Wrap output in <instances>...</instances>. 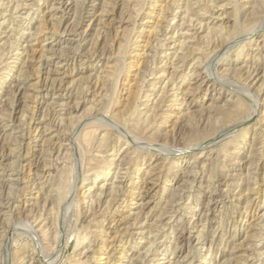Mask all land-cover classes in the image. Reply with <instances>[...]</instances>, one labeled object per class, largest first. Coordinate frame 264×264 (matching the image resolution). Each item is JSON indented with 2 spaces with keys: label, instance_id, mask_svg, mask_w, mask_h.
<instances>
[{
  "label": "rangeland",
  "instance_id": "1",
  "mask_svg": "<svg viewBox=\"0 0 264 264\" xmlns=\"http://www.w3.org/2000/svg\"><path fill=\"white\" fill-rule=\"evenodd\" d=\"M60 1H63L64 4L61 9L57 10L54 7L59 6ZM172 1L40 0L39 3L37 0H0V22L3 20L1 18L3 14L7 19L0 24V264H16L18 258L28 252L30 253L23 260L24 264H131L132 262V264H159L161 262L169 264L168 261L179 264H264V112H262L264 111V86L259 89L264 71L259 70L257 80L248 75L246 67L235 71L236 66L243 65L245 62L249 65L250 62L252 65L254 63L264 65V49L261 50V53L254 51L256 43L261 42L262 44L264 40V23L245 37L248 38L247 41H244L245 38L233 41L236 33L242 32V30L244 33H249L251 27L258 25L264 16V11L256 6L258 0H236L237 2L235 0H191L190 3H194L189 6L188 10L183 2L181 10L171 6L170 9L175 8V12H171L167 6L169 7ZM17 3L21 4L16 9ZM68 5H70V9L67 8L66 11H63V8ZM258 5L263 4L259 3ZM250 6H255L254 9L256 7L258 9L253 11V7ZM186 11H189V14L185 13ZM83 13L85 18L82 17ZM185 14L193 16L194 19H204L205 21L214 19L216 22H212L210 25L214 26L211 33L198 30L200 34L199 39L194 43L196 47L193 45L192 50L188 51L191 54H187L186 59L184 58L185 61L192 64L194 55H197L198 58L200 56L199 61L204 56L200 63L196 61V64L193 63L195 66H190L186 72L188 74L184 90L186 91L189 87L193 88L187 97L191 102L190 108L184 107L182 99L177 100L176 104L166 101V97L161 95V88H159L171 76V62L176 54L173 52L181 51L180 47L184 36L181 32H177L176 29L180 31V27L176 28V24L180 23L181 17ZM175 15H177L176 18H174ZM218 15L219 20L217 19ZM168 21L171 25L167 32L171 31V33L163 36L165 28L169 25ZM235 24H241V26L238 27ZM216 26L218 27L216 28ZM187 28L189 29L186 27L183 31H186ZM192 30L191 28L188 33L191 34ZM30 32L33 35L36 34L32 40L28 36ZM162 32L164 33L162 34ZM124 34L126 37L123 36ZM158 35L163 40H165L164 37L169 36V40H165L168 48L166 46L163 49H155ZM204 35H208V37ZM252 35L253 37H251ZM137 36H139L138 42L135 45L133 42ZM249 41L251 43L248 45ZM225 42L229 44L224 47L222 45ZM124 44L127 46H122ZM154 45L156 46L154 47ZM198 46L201 49L197 50ZM195 49L200 50V53L194 52ZM76 50L79 53L77 52L74 57ZM131 50H134L133 54ZM167 54H169L168 59L166 58ZM238 54L239 59H237ZM190 55L191 57H189ZM161 59L169 60L167 71L161 70V67L165 65H163L165 61L159 63ZM122 66L124 68H121ZM128 67L129 71L126 69ZM110 72L113 73L110 74ZM193 72L203 78L211 76L210 82L198 85L200 81L196 82V79L192 78ZM162 74H165L164 77L162 76V82L157 83L156 78ZM179 75H181L180 72ZM98 79L102 81L106 79L109 86L106 84L107 87L101 88V84L97 85ZM248 83L249 86H247ZM153 84L157 87L156 89ZM113 86L118 88H116V98L113 100L117 103V106L113 108L117 114L126 113L129 108L132 109L137 104L139 105H136L139 107L138 111L141 112H139L140 119L143 120L146 118L144 112L149 107L152 108L155 100L157 103L161 101L158 103L161 105L153 112L157 113L156 116L151 118L153 134L152 138H149L151 142L172 145L171 150L184 148L207 138L211 139L214 137L213 134L215 135L219 130L225 128L224 126L228 124L226 125L223 121L222 115L218 111V105L222 104L226 110H233L232 105L236 103L239 107L238 103H240V107L244 108L241 110L239 107L242 111L241 115L228 125L229 136L209 144L207 148L212 151L210 157L203 161L205 164L200 162L199 166L192 169L190 166L193 164L194 157L191 155L172 154L170 159L173 163H165L162 153L155 155L140 149L135 154L133 147L127 148L129 144L126 140L118 142L116 135L110 130H106L103 125L101 126L100 122L92 123L94 115L106 113V110L109 109L108 105H110L109 102H111L115 91ZM195 86L197 87L194 89ZM236 86L239 87V90ZM151 90L154 93H150ZM243 90L246 91L245 95H247V91H255L256 95L258 94L260 97L259 104H251L242 99L245 96ZM130 91L132 92L130 93ZM146 93L151 98L147 99ZM160 95L162 96L161 100L158 97ZM181 96L179 97L181 98ZM77 97H79L80 106L75 110ZM240 99L241 102H239ZM125 100L127 101L125 102ZM146 101L148 108L145 105ZM61 103L66 104L62 105ZM247 104L251 106L248 107ZM237 105H235L236 108ZM106 106L108 109H105ZM124 108H127L126 111ZM162 111L164 112L162 113ZM251 112L253 115L249 114ZM88 115L92 117L89 118ZM259 115L261 121L256 120ZM78 116L80 118H77ZM81 116L82 120H80ZM64 117V121L68 123H71L72 119L74 121L78 119L80 123L83 122L81 126L84 129L79 127L74 134L79 143L76 142L73 148L69 144L70 141L66 139L65 132L69 134L71 128L73 129L79 122L76 121L70 125L71 127L64 129V126L62 128L60 125V120ZM248 118L249 123H246ZM243 119H246V122L240 124L244 121ZM87 121L92 124L86 126L88 125ZM84 123H87L86 130ZM244 126L249 128L242 131ZM92 128L96 131L94 143L97 142L99 133L105 135L103 141L89 147L83 141L82 133ZM60 144L62 145V152L60 151L62 154L58 152ZM202 146L192 150L200 149ZM67 148L70 149L67 150ZM124 150L127 152H123ZM94 151L95 153H93ZM68 152L71 153L72 158ZM92 153L101 160L109 159L114 163L122 154L121 157H124L123 166H131L129 180L130 177L132 179L128 180L124 187L129 192L126 196L128 202L127 204L123 202L119 207L116 222L124 217L125 222L121 226L138 228L139 224L146 221L144 229L152 232V239H157V242L163 241L155 256L138 259V252L134 250L135 245L140 241L138 236L127 233L122 241L117 239L119 233L115 232V228L119 226L120 220L117 224L107 220L102 226L101 222L97 223V219L102 218L98 212L99 214L95 216L97 219L94 221V212L105 207V201L109 199V197H103V200L99 201L100 203L91 206V201L97 198V194H95L99 191L97 187L106 178L108 179L106 181L112 183L118 167L112 165L110 174L106 177L101 174L98 179L92 170V172H87L88 175L83 174L87 169L85 166L87 162L83 165L84 161H88ZM117 153H119L118 157H116ZM101 156L105 158H101ZM125 156L127 157L125 158ZM135 157L137 158L134 159ZM151 168L154 170L153 172ZM147 171L154 174L160 172L165 175L157 187L149 191L150 193L145 199L149 202L144 209H140L133 203L135 200L131 202L129 199L133 198L137 190L145 185L142 180L147 176ZM58 174L63 176V179L67 178L70 185L76 181L72 192L76 195L73 194L74 198L67 196L62 202L59 218L57 214L59 219H57V229L60 233L59 239H61L62 246L57 251L48 246L43 250V254L37 255L39 258L31 260L29 255L33 251L31 252L29 247L33 244L32 236L34 235L29 232V229H36L38 224L36 223L38 221H35L36 217L41 216L42 219L46 216L48 219L45 221L51 225L50 213L51 211L53 213V210L57 212V208L52 210L50 198L45 197H48L46 192L51 189L50 182ZM94 184L96 186L93 187ZM70 185L69 187H71ZM89 186L92 189H88ZM248 190L251 191L248 192ZM212 192H216L214 197L211 195ZM71 200L73 205H71ZM89 208L91 209L89 210ZM176 209L177 212H175ZM39 210L40 212H38ZM172 214H175L176 221L179 218L178 221L173 226L162 228L163 223L167 221V216ZM31 226L33 228H30ZM52 228L53 225L50 230ZM105 230L110 233L106 235ZM100 233L105 234L104 238L109 237L100 243L104 246L103 248L97 245L100 242ZM84 246H92L95 249L100 247L99 250H96L95 257L97 259L93 256L92 248L86 251L87 248ZM165 247L166 250L163 252L162 249ZM104 248L110 253L115 249L113 252L115 255L111 254L109 259ZM143 250L144 248H141V251ZM56 254L57 257H55ZM54 257L55 261L53 259V262L49 263L51 260H48Z\"/></svg>",
  "mask_w": 264,
  "mask_h": 264
},
{
  "label": "bare ground",
  "instance_id": "2",
  "mask_svg": "<svg viewBox=\"0 0 264 264\" xmlns=\"http://www.w3.org/2000/svg\"><path fill=\"white\" fill-rule=\"evenodd\" d=\"M40 1V0H39ZM38 0H37V2H39ZM82 1H84V0H82ZM190 1L191 0H173L172 1V3H170L169 4V7L167 6V8H169V10H171V12L172 11H174L175 12V8H180V10H181V8H182V3H183V5L184 6H187V10H188V8H189V6H191V5H193V3L194 2H191L190 3ZM229 1V0H228ZM236 1V0H235ZM126 2V1H125ZM141 2V1H140ZM237 2V1H236ZM260 4H263V5H260V6H263L264 7V0H262L261 2L258 0L257 1V5L256 6H258V8H260V9H263V11H264V8H261L258 4L259 3ZM11 3V2H10ZM40 3V2H39ZM115 3V2H114ZM249 3V2H248ZM21 4V3H20ZM19 3H17V7H16V9L19 7V5H20ZM24 4V3H23ZM31 4V3H30ZM38 4V3H37ZM63 4H64V2L63 1H60V5L59 6H55L54 8L55 9H61L62 8V6H63ZM144 4V3H143ZM9 5V4H8ZM127 5V4H126ZM224 5V4H223ZM237 5V4H236ZM235 5V6H236ZM253 5V4H252ZM24 6V5H23ZM171 6H175V8H173V9H170L171 8ZM70 7V5H68L66 8H63V11L65 10V9H67V8H69ZM142 7V6H141ZM238 7H239V5H238ZM242 7V6H241ZM250 7H253V6H250ZM249 7V8H250ZM255 7V6H254ZM254 7H253V9H254ZM246 8V7H245ZM257 8V7H256ZM255 8V9H256ZM257 8V9H258ZM32 9V8H31ZM70 9V8H69ZM126 9V8H125ZM219 9V8H218ZM241 9V8H240ZM247 9H248V7H247ZM255 9L253 10V11H255ZM256 9V10H257ZM130 10V9H129ZM129 10H127V11H129ZM184 10V9H183ZM66 11V10H65ZM70 11V10H69ZM131 11V10H130ZM129 11V12H130ZM135 11V10H134ZM163 11V10H162ZM166 11V10H165ZM251 11V10H250ZM3 12V11H2ZM137 12H138V10H137ZM182 12V11H181ZM238 12H239V10H238ZM252 12V11H251ZM1 13V12H0ZM56 13V12H55ZM81 13V12H80ZM128 13V12H127ZM185 13H188L189 14V11H186ZM26 14V13H25ZM29 14V13H28ZM28 14H27V16H28ZM129 14V13H128ZM237 14V13H236ZM243 14H245V13H243ZM251 14V13H250ZM212 15V14H211ZM235 15V14H234ZM246 15V14H245ZM263 15H264V13H263ZM24 16V15H23ZM242 16V15H241ZM247 16V15H246ZM82 17H84L85 18V16H84V13H83V16ZM104 17V16H103ZM131 17V16H130ZM129 17V18H130ZM136 17V16H135ZM164 17V16H163ZM177 17V15H175L174 16V18H176ZM212 17V16H211ZM237 17V16H236ZM1 18H3V20L0 22V24H2L3 22H5L7 19H6V16H5V14H3V15H1ZM27 18V17H26ZM132 18H133V15H132ZM234 19H235V17H233ZM244 18V17H243ZM19 19V18H18ZM218 20H219V15H218V18H217ZM237 19H239L238 17H237ZM61 20V19H60ZM94 20V19H93ZM102 20V19H101ZM181 21H180V23H178V24H176V28H177V26H179L180 27V31H179V29H176L177 30V32L179 33V32H181V34H182V36H184V39H183V41H182V45H181V51L179 50L178 51V53H177V51L176 52H173V53H176V54H174L175 55V57H174V59H173V61L171 62V64H172V71L170 72L171 73V76L168 78V80L164 83V85L163 86H159V88H161V95L164 97H166V101H171L173 104L175 103L176 104V101L177 100H179V99H182L183 101H182V103H184V107H186V108H190L189 106H190V104H191V102H189L188 101V95H189V92H190V94H191V90L193 89V88H188L186 91L184 90V85L186 84V75L188 74V73H186L187 72V70L190 68V66H195V65H193V63L194 64H196V61L198 62L199 61V58H200V56H199V58L198 57H196L195 55H194V57H193V59H194V62L192 63V64H189L187 61H185V59H186V57L185 56H188L189 54H191V53H189L188 51L191 49L192 50V48H193V45H194V43L196 42V40L197 39H199V34L200 33H198L199 31L198 30H201L202 32H205V31H207L208 33H211V31H212V29L214 28V26L212 25V26H210L211 24H212V22H214V19L212 20V21H205L204 19H200V20H198V19H194V17L192 16V17H190V15L189 16H187V14H185V15H183V17H181V19H180ZM236 20V19H235ZM19 21V20H18ZM241 21V20H240ZM31 22V21H30ZM168 23H169V25L165 28V30H164V32H162V34H163V36H167L168 35V33H171V31H169V32H167V30L170 28V25H171V23H170V21H168ZM214 23H216V22H214ZM235 23H236V21H235ZM238 23H240V22H238ZM264 23V16H262V18H261V20H260V23L258 24V25H255V26H253V27H251L249 30L247 29V31H249V33H244V31L242 30V32L240 31L239 33H236L235 35H234V37H233V41H238L239 39H242V38H245L246 36H248L249 34H251L252 33V31H254V30H257L258 28H259V25H262ZM254 24V23H253ZM76 25V24H75ZM235 25H238V24H235ZM1 26V25H0ZM4 26V25H3ZM77 26H78V23H77ZM228 26V25H227ZM241 26V24H239L238 25V27H240ZM13 27V26H12ZM22 27V26H21ZM43 27V26H42ZM186 27H189V29L187 28V30L186 31H183V30H185V28ZM193 29L192 31V33L191 34H189L188 32L190 31V29L191 28ZM195 27H197V28H195ZM218 26H216V28H217ZM29 28V27H28ZM74 28V27H73ZM237 28V27H236ZM11 29H14V28H11ZM195 29V30H194ZM240 29V28H239ZM159 30V29H158ZM241 30V29H240ZM70 31V30H69ZM75 31V30H74ZM226 31V30H225ZM35 32H36V30H35ZM71 32V31H70ZM77 32V31H76ZM161 32V31H160ZM167 32V33H166ZM176 32V31H175ZM24 34H25V32H23ZM73 33V32H72ZM13 34V33H12ZM78 34H79V32H78ZM159 34V33H158ZM217 34H219V33H217ZM36 35V34H35ZM35 35H33V33H29V37H30V40H32L33 39V36H35ZM127 35V34H126ZM174 35V34H173ZM225 35V34H224ZM123 36H125V34L123 35ZM202 36V35H201ZM205 36V35H204ZM204 36H203V38H204ZM207 37H208V35H206ZM205 36V37H206ZM216 36V35H215ZM225 36H227V35H225ZM233 36V35H232ZM126 37V36H125ZM138 37L139 36H137L136 37V39H135V41L133 42L135 45L137 44V42H138ZM169 37V36H168ZM168 37H164L165 38V40H169V38ZM228 37V36H227ZM251 37H253V35L251 36ZM250 37V38H251ZM127 38H128V36H127ZM202 39V38H201ZM219 39V38H218ZM247 39L248 38H245V40L244 41H247ZM130 40V39H129ZM165 40H163V39H161V38H159V35H158V37H157V47H155L156 45H154V47H155V49H160V48H165L167 45H166V42H165ZM230 40H232V39H230ZM229 40V41H230ZM127 42H128V40H126ZM227 41V40H226ZM243 41V40H242ZM29 42V41H28ZM121 42V41H120ZM198 42V41H197ZM123 43V42H122ZM126 43V42H125ZM180 43V42H179ZM251 43V41H249L248 42V45ZM127 44V43H126ZM126 44H124V45H122V46H127ZM197 44V43H196ZM200 44V43H199ZM220 44H221V42H220ZM229 43L228 42H225L222 46H226V45H228ZM244 44V43H243ZM242 44V45H243ZM175 45H176V43H175ZM177 45H179V44H177ZM184 45H185V49H184ZM121 46V45H120ZM121 46V47H122ZM195 46V45H194ZM18 47V46H17ZM121 47H120V49H121ZM146 47V46H145ZM196 47V46H195ZM133 48V47H132ZM167 48H168V46H167ZM215 48V47H214ZM221 48V47H220ZM10 49H12V48H10ZM120 49H118V50H120ZM154 49V48H153ZM152 49V50H153ZM178 49H179V47H178ZM183 49V50H182ZM197 50L198 49H201V48H199V46H198V48H196ZM195 49V50H196ZM264 49V40L262 41V44H261V42H257L256 43V47L254 48V51H256V52H258V53H261V50H263ZM73 50V49H72ZM124 50V49H123ZM194 51V52H199V51ZM192 51V52H193ZM205 51V50H204ZM213 51V50H212ZM219 51V50H218ZM55 52V51H54ZM75 52V51H74ZM77 52H78V50H76V52L74 53V57H75V55L77 54ZM120 52H121V50H120ZM132 52H134V50H131V53ZM155 52H156V50H155ZM161 52H163V51H161ZM213 52H215V51H213ZM79 53V52H78ZM119 53V52H118ZM124 53H125V51H124ZM200 53V52H199ZM240 53V52H239ZM126 54V53H125ZM129 54V53H128ZM133 54V53H132ZM149 54V53H148ZM163 54V53H162ZM188 54V55H187ZM207 54H209V53H207ZM53 55V54H52ZM72 55V54H71ZM193 55V54H192ZM213 55H214V53H213ZM237 55V54H236ZM121 56V55H120ZM124 56V55H123ZM127 57V56H126ZM152 57V56H151ZM189 57H191V55L189 56ZM202 57V56H201ZM239 54H238V56H237V59H239ZM73 58V57H72ZM166 58L168 59L169 58V54H167L166 55ZM185 58V59H184ZM202 58H204V56L202 57ZM201 58V59H202ZM213 58V57H212ZM65 59V58H64ZM167 59L166 60H164V59H161L160 60V62L159 63H161V62H164L163 63V65L164 66H162L161 67V70L164 72V71H167L168 69H167V67H168V61H167ZM191 59V58H190ZM201 59H200V61H201ZM210 59V58H209ZM65 60H67V59H65ZM156 60V59H155ZM200 61L198 62V63H200ZM26 63V62H25ZM116 63H118V62H116ZM123 63V62H122ZM246 63V62H245ZM243 64V65H238V66H236L235 67V71L236 70H240V69H244L245 67L247 68V73H249L248 75L250 76V77H253V78H256L255 80H257V76L259 75V70L260 69H262V71H264V65H258V64H256V63H254L253 65H252V63L250 62V65L248 64ZM122 65V64H121ZM130 65V64H129ZM126 66V65H125ZM253 66V67H252ZM118 67V66H117ZM197 67V66H196ZM113 68V67H112ZM121 68H124L123 66L121 67ZM252 68V69H251ZM115 70H116V68H114ZM127 70L129 69V67L128 68H126ZM193 69V68H192ZM120 70V69H119ZM126 70V71H127ZM191 70V69H190ZM227 70V69H226ZM251 70V71H250ZM5 71V70H4ZM114 71V70H113ZM121 71V70H120ZM129 71V70H128ZM160 71V70H159ZM3 72V71H2ZM109 72V71H108ZM179 72L181 73V75H179ZM113 73V72H112ZM111 72H110V74H112ZM128 73V72H127ZM161 73V72H160ZM236 73V72H235ZM109 74V73H108ZM123 74V73H122ZM105 75V74H104ZM117 75V74H116ZM124 75V74H123ZM164 75L165 74H162V75H160V76H158L157 78H156V81H157V83L158 82H162V76L164 77ZM109 77H110V75H108ZM112 76V75H111ZM200 76V75H199ZM198 76V74H196L195 72H193V75H192V78H195L196 79V82H198V81H200L199 82V84L198 85H202V84H207L208 82H210L209 81V78H211V76H209V78L208 77H199ZM240 76V75H239ZM248 76V77H249ZM241 77V76H240ZM51 78V77H50ZM118 78V77H117ZM111 79H112V77H111ZM115 79V77L113 78V80ZM252 79V78H251ZM100 79H98V81H97V85H98V83L99 84H101L102 85V87L101 88H103V86H105V87H107V86H109L107 83H108V81H107V83H106V79H104L103 81L102 80H100ZM23 81V80H22ZM96 82V81H95ZM113 82H117V81H113ZM252 82V81H251ZM246 83H247V81H246ZM19 84V83H18ZM106 84H107V86H106ZM111 84H112V82H111ZM151 85H152V83H150ZM264 84V73H263V81H262V83H261V86H259V89H260V87L262 88V86H264L263 85ZM47 85V84H46ZM154 85V84H153ZM191 85V84H190ZM246 85V84H245ZM18 86V85H17ZM115 86H116V84H115ZM115 86H113V87H115ZM212 86H213V84H212ZM247 86H249V83H248V85ZM246 86V87H247ZM44 87H46L45 85H44ZM96 87H98V86H96ZM112 87V88H113ZM154 87H155V85H154ZM153 86H152V89L154 88ZM197 86H195L194 87V89L196 88ZM19 88H21L20 86H19ZM51 88V87H50ZM49 88V89H50ZM116 88L117 87H115V91L113 92L114 93V95H113V97H112V100H111V102H109V104L110 105H108L109 106V109H108V107L106 106V108L105 109H108V110H106L107 112L106 113H100V114H97L96 116L94 115V119H92V120H94V122L92 121V123H96L97 121L98 122H100L101 124V126L103 125L104 127H105V129L106 130H110L111 132H113L115 135H116V137H117V141L119 142V141H121V140H126L127 141V143L129 144V146L127 147V148H129V147H133V150H134V153L136 152V151H138V150H140V149H144V150H146V151H148L149 153H152V154H155L156 155V153H162V157H163V159H164V162L165 163H167V162H170V163H173V161L170 159V155H172V154H178L179 156H186V155H191V156H193L194 157V160H193V164H191V166L190 165H188V166H190V167H192V169L193 168H195L196 166H199V163L200 162H203V161H205V159H207V158H209L210 157V155H211V152L212 151H210L209 150V148H207V146L210 144L211 145V143H215L214 141L215 140H219V139H222V138H224L225 139V137H227V136H229L228 134L230 133V128H227L228 127V125L230 124V123H232V122H234V120L235 119H237V117H239L240 115H241V113H242V111H240V103H238L239 104V107H238V105L235 103V105H237V108L235 107V105L233 104L232 105V107H233V110H226L224 107H222V104H220V105H218V111H219V113H220V115H222V118H223V121L225 122V124L227 125V126H224L225 128H223V129H221V130H219V132H215L216 134L214 135L213 134V138H214V140H213V138H211V139H208L207 137V139H204V140H200V141H197L195 144H192V145H190V146H186V147H184V148H180V149H176V150H171L170 148H171V146L170 145H168L167 143L166 144H161V143H159V142H151V139L149 138V137H151L152 138V134H153V132H151V126H152V124H153V122H152V120H151V118L152 117H154V116H156V114L155 113H153V112H155V108H158V106H160L158 103L160 102L161 103V101H158V103H157V100H155V102L153 103L154 105L152 106V108H150L149 107V109H147V111L146 112H144V113H146V118H144L143 120L142 119H140L141 117L139 116L140 115V111H138V108L139 107H137V106H139V105H135V107L134 108H129L128 110H127V112L126 113H123V114H117V113H115L116 111H115V109H113L114 107H116L117 106V103L114 101L113 102V100L116 98V94L115 93H117V91H116ZM157 87H155V89H156ZM236 88H237V86H236ZM241 88V87H240ZM81 89V88H80ZM114 89V88H113ZM118 89V88H117ZM139 89V88H138ZM238 90H239V87L237 88ZM247 89H249V88H247ZM18 90V89H17ZM65 90V89H64ZM242 90V89H241ZM240 90V91H241ZM152 92H150V93H154L153 92V90H151ZM244 91V95H245V93H246V91L245 90H243ZM107 92V91H106ZM132 91H130V93H131ZM70 93V92H69ZM69 93H68V95H69ZM241 93H242V91H241ZM136 94V93H135ZM110 95V94H109ZM112 95V94H111ZM110 95V96H111ZM133 95H134V93H133ZM132 95V96H133ZM158 96L159 97V99L161 100V97L162 96ZM180 95H182L181 96V98L179 97ZM225 95V94H224ZM239 95H240V93H239ZM66 96V95H65ZM104 96V95H103ZM128 96H129V94H128ZM138 96V95H137ZM140 96V95H139ZM146 97H147V99H148V97H150L147 93H146V95H145ZM247 96V97H246ZM68 97V96H67ZM70 97H72L71 95H70ZM131 97V96H130ZM134 97V96H133ZM145 97V98H146ZM222 97V96H221ZM243 97H245V98H243ZM242 97V99H244V100H247V101H249L251 104H253V103H255L256 105L257 104H259V102H260V97H259V95L257 94L256 95V92L255 91H250V92H248L247 91V95H245V96H243ZM108 98H109V96H108ZM151 98V97H150ZM87 99V98H86ZM75 100V99H74ZM130 100L134 103V101L130 98ZM140 100V99H139ZM150 100V99H149ZM70 101H72V100H70ZM117 101H119V100H117ZM127 100H125V102H126ZM129 101V100H128ZM148 101V100H147ZM145 102V105H146V108H148L147 106H148V102ZM105 102V101H104ZM122 102V101H121ZM164 102V104H165V101H163ZM229 102V101H228ZM239 102H241V99L239 100ZM249 102H248V104H249ZM71 103V102H70ZM75 103H76V107L74 108L75 110L80 106V100H79V97H77L76 98V101H75ZM169 103V102H168ZM234 103V102H233ZM242 103H244V102H242ZM62 104V103H61ZM64 104H66V103H64ZM64 104H62V105H64ZM69 104V103H68ZM103 104H105V103H103ZM123 104V103H122ZM127 104V103H126ZM125 104V105H126ZM130 104V102L128 103V105ZM163 104V105H164ZM167 104V103H166ZM180 104H181V102H180ZM216 104V103H215ZM247 104V105H248ZM73 105V104H72ZM120 105V104H119ZM124 105V106H125ZM211 105V104H210ZM130 106H132V105H130ZM181 106V105H180ZM249 106H251V105H248V107ZM126 107H127V105H126ZM179 107V106H178ZM183 107V106H182ZM208 107V106H207ZM213 107V105L211 106V108ZM209 108V107H208ZM210 108V109H211ZM215 108H217V107H215ZM242 108H244V107H242ZM242 108H241V110H242ZM111 109V110H110ZM125 109V108H124ZM127 109V108H126ZM126 109H125V111H126ZM213 110V109H212ZM246 110H248V109H246ZM246 110H244V111H246ZM110 111V112H109ZM115 111V112H114ZM118 111V110H117ZM121 111V110H120ZM114 112V113H113ZM140 112V113H139ZM164 111H162V113H163ZM189 112V111H188ZM213 112H214V110H213ZM248 112V111H247ZM246 112V113H247ZM262 112H264V111H262ZM261 112V113H262ZM166 113V112H165ZM190 113V112H189ZM243 113H245V112H243ZM245 113V114H246ZM255 113H257V112H255ZM143 114V113H142ZM249 114H252L253 115V112H251V113H249ZM248 114V115H249ZM259 114V113H258ZM60 115V114H59ZM160 115H161V112H160ZM219 115V114H218ZM251 115V116H252ZM75 116V115H74ZM74 116H72L74 119H75V117ZM89 116V115H88ZM142 116V115H141ZM157 116H159V115H157ZM189 116V115H188ZM85 117V116H84ZM86 117H87V115H86ZM90 117H92L91 115L89 116V118ZM217 117V116H216ZM220 117V116H219ZM218 117V118H219ZM77 118H80L79 116L77 117ZM76 118V119H77ZM168 118V117H167ZM214 118H215V116H214ZM218 118H217V122H218ZM221 118V117H220ZM241 118V117H240ZM70 119V118H69ZM72 119V118H71ZM74 119H72L73 121H71V123H68V122H65L64 120H65V117L64 118H62L61 120H60V125H61V127L63 128V126H64V129L65 128H69V127H71L70 125H72L74 122H76V121H78V119L77 120H75L74 121ZM216 119V118H215ZM242 119V118H241ZM80 120H82V116H81V119ZM79 120V121H80ZM96 120V121H95ZM214 120V119H213ZM244 120V119H243ZM257 121H261V117H260V115L257 117V119H256ZM78 121V122H79ZM212 121V120H211ZM41 122V121H40ZM88 122V125H86L87 123H84V127H85V130H86V126H89V125H91V124H89L90 122H91V120H90V122L89 121H87ZM216 122V121H215ZM220 122H222V121H220ZM246 122V119L244 120V121H242L240 124H242V123H245ZM212 124L214 123V122H211ZM246 123H249V118H248V121L246 122ZM250 123H251V121H250ZM54 124V123H53ZM83 124V122H79V123H77V126H74L73 127V129L71 128V130H70V133L69 134H66V132H65V136H66V139L67 140H69L70 141V145H71V147L73 148L74 146H75V144H76V142H78V140H77V137H75V132H77L76 130H77V128H81L82 125ZM216 124V123H215ZM239 124V125H240ZM47 125V124H46ZM59 125V124H58ZM86 125V126H85ZM99 125V126H100ZM224 125V124H223ZM235 125V124H234ZM93 126V125H92ZM215 126V125H214ZM61 127H59V128H61ZM95 127V126H94ZM210 127H212V126H210ZM221 127V126H220ZM83 128V127H82ZM81 128V129H82ZM89 128V127H88ZM247 128H249V127H247V126H244L241 130L243 131H246V129ZM1 129V128H0ZM64 129H62V131H65ZM84 129V128H83ZM211 129V128H210ZM217 129H219L218 127H217ZM216 129V130H217ZM263 129V128H262ZM214 130V129H213ZM226 130V131H225ZM61 131V130H60ZM81 132V131H80ZM106 132V131H105ZM234 132V131H233ZM55 133V132H54ZM112 133V134H113ZM199 133V132H198ZM238 133V132H237ZM264 133V132H263ZM81 134V133H80ZM83 135H84V138H82L83 139V141L89 146V147H91L93 144L94 145H96V143L98 142V144L101 142V140L103 141L104 139H103V137H104V135L105 134H101V133H99V136H98V139H97V142L96 143H94L93 142V139H94V136L96 135V131L95 130H93V128L90 130H87V131H85L84 133H82ZM81 134V135H82ZM241 134H242V132H241ZM62 135V134H61ZM68 135H70V138H68ZM262 135V134H261ZM198 137H199V135H197ZM196 136V137H197ZM115 137V138H116ZM262 137V136H261ZM235 138V137H234ZM213 140V141H212ZM22 141V140H21ZM57 141V140H56ZM116 141V142H117ZM221 141V140H220ZM253 142V141H252ZM262 142V141H261ZM79 143V142H78ZM116 144V143H115ZM28 145V144H27ZM43 145V144H42ZM77 145H79V144H77ZM201 145H203L200 149H196V150H192V149H195L196 147H198V146H201ZM82 146V145H81ZM70 147V146H69ZM70 147V148H71ZM13 148V147H12ZM61 148H62V145L60 144V147H59V150H58V152H60L61 151ZM66 148V147H65ZM70 148H67V150H69ZM72 148H71V150H72ZM80 148V147H79ZM83 148V147H82ZM88 148V147H87ZM86 148V149H87ZM78 149V148H77ZM83 149H85V148H83ZM13 150H14V148H13ZM63 150V149H62ZM81 150V149H80ZM88 151H89V149H87ZM93 150V149H92ZM91 150V151H92ZM97 150V149H96ZM236 150V149H235ZM16 151V150H15ZM82 151H84V150H82ZM112 151H114V150H112ZM62 152V151H61ZM60 152V153H61ZM80 152V151H79ZM87 152V151H86ZM90 152V151H89ZM123 152H125V150L123 151ZM127 152V151H126ZM125 152V153H126ZM15 153V152H14ZM66 153V152H65ZM69 153V152H68ZM93 153H95V151L93 152ZM93 153L90 155V157L88 158V161H84V164H83V162H82V164L83 165H85V163L87 162V165H85L86 166V172L85 173H83V174H87V172H90L91 170L92 171H94V173L96 174V178L98 179V177L102 174V175H104L105 177L106 176H108L109 174H110V169L112 168V165H115V167H118L117 168V173H116V176H115V179L112 181V183H109V181H106V180H108L107 178L105 179V180H103L104 182L102 183V184H100V185H98V187H97V190H99L98 191V193L97 192H95V194H97V198H95V200L93 199L92 201H91V206L93 205L94 206V204L96 203H98L99 201H101V200H103V197H109V199H107L105 202H106V205H104L105 207H103V208H99V210L98 211H96V212H94L95 213V215H93L94 216V221H96V219L97 218H95V216L97 215V214H101L102 215V218L101 219H97V223L98 222H101V224H102V226H104L103 225V223L105 222V221H107V220H110V222H116V217L118 216V210H119V207L121 206V204L123 203V202H126V204H127V202H128V200H127V194L129 193L128 192V190L127 189H125L124 187H125V183H127L128 182V180H129V175H130V167L131 166H127V167H124L123 166V161H124V157L122 158L121 157V155H119V153H117V155H116V157H118V155H119V157H118V159H117V162H112V161H110L109 159H104V160H101L100 158H98L97 157V155L96 154H94L93 155ZM233 153H234V151H233ZM58 154V153H57ZM62 154V153H61ZM70 155V157H71V153H69ZM85 154H87V153H85ZM84 154V155H85ZM89 154V153H88ZM131 154V153H130ZM136 154V153H135ZM219 154V153H218ZM73 155V154H72ZM76 155V154H75ZM99 155V154H98ZM133 155V154H132ZM26 156V155H25ZM65 156H68V155H65ZM47 157H49V156H47ZM69 157V158H70ZM127 156H125V158H126ZM130 157V156H129ZM72 158V157H71ZM101 158H105V157H102L101 156ZM137 157H135L134 159H136ZM222 158V157H221ZM85 159V158H84ZM87 159V158H86ZM115 160V159H114ZM138 160V159H137ZM136 160V161H137ZM218 160V159H217ZM81 161H82V159H81ZM19 162V161H18ZM218 162V161H217ZM81 163V162H80ZM204 163V162H203ZM14 164V163H13ZM67 164V163H66ZM126 164V163H125ZM205 164V163H204ZM203 164V165H204ZM213 164H214V162H213ZM44 165V164H43ZM47 166V165H46ZM170 166V165H169ZM37 167V166H36ZM44 167H45V165H44ZM170 168V167H169ZM44 169V168H43ZM75 169H76V167H75ZM84 169V168H83ZM82 169V170H83ZM87 170H89V171H87ZM253 170V169H252ZM91 171V172H92ZM151 171L153 172L154 170H152V168H151ZM192 171V170H191ZM72 172V171H71ZM152 172H150V171H147V176L142 180V182L145 184V185H143L142 187H140V189H136L137 190V193L135 194V196L133 197V198H131V199H129L131 202L132 201H134L133 203L134 204H136V207L138 208V207H140V209H144V207L147 205V203L149 202V201H145V199L148 197V195H149V191L150 190H152V189H155V187H157V185L159 184V181L161 180V178L165 175L164 173H160L159 171V173H157V174H154V173H152ZM197 172V171H196ZM40 173V172H39ZM38 173V174H39ZM46 173V172H45ZM156 173V172H155ZM190 173V172H189ZM42 174V173H41ZM186 174V173H185ZM193 174V173H192ZM61 175H62V173H61ZM61 175H52V176H55L54 177V180H52V182H50L51 183V189H49L47 192H46V194L48 193V197H45V198H47V199H49L50 198V201H51V203H50V205H51V209L53 210L54 208H57V212H54V210H53V213H52V211H51V216H50V221L52 222L51 223V225H48L49 224V222L47 223V221H45V220H47L48 218L45 216V218H43L42 219V216L41 217H36V216H34V217H36V220L35 221H38V222H36V223H38L37 225H36V229L34 230V229H29V232L30 233H32V235H34V236H32V238H34L33 239V244H31V247H29V248H31V252H32V254H30L29 256L31 257V260H35V258L37 257V255L38 254H41L42 252H43V250H45V248L47 247L48 248V246H51V248H54L56 251L57 250H60L61 249V243H60V241H61V239H59L60 237V233H59V230L57 229L58 228V218H59V213H60V209H61V207H62V202L64 201V199L68 196L69 198H74V196H73V194H75L76 195V193H72L73 192V190H74V188H75V184H76V181H74V183H71L72 185H70V182L68 181V179L66 178H64L63 179V176L61 177ZM71 175V174H70ZM88 175V174H87ZM132 176V175H131ZM87 177V176H86ZM101 177V176H100ZM233 177V176H232ZM74 178V177H73ZM95 178V179H96ZM213 178V177H212ZM71 179H72V177H71ZM96 179V180H97ZM131 177H130V180L129 181H131ZM253 179V178H252ZM86 181V180H85ZM73 182V181H72ZM78 182V181H77ZM43 183V182H42ZM82 183H84L83 182V180H82ZM81 183V184H82ZM131 183V182H130ZM15 184V183H14ZM1 185V184H0ZM69 185L71 186V187H69ZM226 185V184H225ZM94 186H96L95 184L93 185V187ZM191 187V186H190ZM248 187V186H247ZM251 187H253V186H251ZM179 188V187H178ZM254 188V187H253ZM88 189H92V187L91 186H89V188ZM87 189V190H88ZM177 189V188H176ZM175 190V189H174ZM178 190V189H177ZM252 190V189H251ZM251 190H248V192L249 191H251ZM214 191V190H213ZM254 191V190H253ZM135 192V191H134ZM176 192V191H175ZM183 192V191H182ZM255 192V191H254ZM157 194V193H156ZM178 194V193H177ZM215 194H216V192H212V194L211 195H213V197L215 196ZM44 196H47V195H44ZM174 196V195H173ZM179 196V195H178ZM191 196V195H190ZM208 197V196H207ZM176 198V197H175ZM212 199V198H211ZM46 200V199H45ZM9 201V200H8ZM38 201V200H37ZM46 201H48V200H46ZM72 201V200H71ZM73 201H74V199H73ZM73 201L71 202V205H73ZM170 201V200H169ZM251 201V200H250ZM90 202V201H89ZM216 202V201H215ZM100 203V202H99ZM168 203V202H167ZM166 203V204H167ZM170 203V202H169ZM2 204V203H1ZM46 204V203H45ZM79 204H80V202H79ZM129 204H130V202H129ZM173 204H175V203H173ZM82 205V204H81ZM215 205V204H214ZM14 206V205H13ZM99 206V205H98ZM127 207V206H126ZM166 207V206H165ZM168 207V206H167ZM91 208H89V210H90ZM150 209V208H149ZM56 211V210H55ZM143 211V210H142ZM150 211V210H149ZM38 212H40V210L38 211ZM88 212V211H87ZM99 212V213H98ZM175 212H177V209L175 210ZM36 213V212H35ZM42 213V212H41ZM138 213V212H137ZM143 213V212H142ZM147 213H149V212H147ZM164 213V212H163ZM208 213V212H207ZM57 214H58V218H57ZM136 214V213H135ZM146 214V213H145ZM36 215V214H35ZM129 215V214H128ZM264 216V215H263ZM99 217V216H98ZM38 218V219H37ZM2 219V218H1ZM26 219V218H25ZM35 219V218H34ZM33 219V220H34ZM58 219V220H57ZM92 219V218H91ZM162 219V218H161ZM179 219V218H178ZM178 219H177V221H178ZM120 220V224H119V226H117L116 228H115V232L118 234L119 233V235H118V237H117V239H121L120 241H122V239H123V237H124V235L125 234H132V236H138V239H140V241L138 242V244L137 245H135V251H137L138 252V259L140 258V259H143V258H146L147 259V256H155V253H157V251H158V249H159V247L162 245V242L161 241H156L157 239H152V232L151 231H146L144 228H146L145 227V225L147 224L146 223V221H144L143 223H141V224H139V226H138V228H132V227H127V226H121L122 224H123V222H125L124 220V217H122L121 219H119ZM118 220V221H119ZM135 220H137V219H135ZM167 221L165 222V223H163V227L162 228H164V226H173L174 224H175V222H177L176 221V217H175V214L173 215H169V216H167V219H166ZM91 221V220H90ZM93 221V222H94ZM116 222V224L117 223H119V222ZM161 221V220H160ZM1 222V221H0ZM28 223H30V222H28ZM33 223V222H32ZM35 223V222H34ZM100 224V225H101ZM196 224V223H195ZM24 225H25V223H24ZM27 225V224H26ZM30 225V224H29ZM52 225H53V230L51 229L50 230V228L52 227ZM91 225V224H90ZM99 225V224H98ZM263 225V224H262ZM131 226V225H130ZM135 226H136V224H135ZM176 226V225H175ZM153 227V226H152ZM157 227V226H156ZM158 227H159V225H158ZM29 228V227H28ZM27 228V229H28ZM30 228H33L32 226L30 227ZM160 228V227H159ZM158 228V229H159ZM171 228V227H170ZM186 229H187V226L185 227ZM101 229V228H100ZM153 229H155V228H153ZM157 229V230H158ZM96 231H97V229H95ZM148 230H149V228H148ZM161 230V229H160ZM163 230V229H162ZM28 231V230H27ZM102 231H103V229H102ZM155 231H156V229H155ZM8 232V231H7ZM94 232V231H93ZM99 232V231H98ZM158 232V231H157ZM201 232V231H200ZM104 233L106 234V235H108V233H110L109 231H104ZM98 234V233H97ZM105 234H103V233H100L99 235H100V237H99V240H100V242L97 244V245H99L100 247H104V246H102L100 243L103 241V240H105L106 238L108 239L109 237H106V238H104V235ZM202 234V233H201ZM89 235V234H88ZM98 235V236H99ZM200 235V234H199ZM96 236V235H95ZM158 236V235H157ZM201 236V235H200ZM83 237H85V236H83ZM199 237V236H198ZM80 238H82V237H80ZM104 238V239H103ZM147 238V239H146ZM154 238V237H153ZM156 238V237H155ZM200 238V237H199ZM198 238V239H199ZM85 239V238H84ZM114 239H115V237H114ZM113 239V240H114ZM189 239H191V238H189ZM201 239V238H200ZM83 240V239H82ZM97 240V239H96ZM86 241V240H85ZM80 242V241H79ZM84 242V241H83ZM202 242V241H201ZM59 243H60V245H59ZM77 243V242H76ZM113 243H114V241H113ZM255 244V243H254ZM253 244V245H254ZM252 245V244H251ZM53 246V247H52ZM236 246V245H235ZM85 248H87V250L86 251H88V250H91L90 248H92V246H84ZM100 247H98L97 249H95V247L94 248H92V251L94 252V254H93V256H94V258H96L95 256L97 255V252H96V250H99V248ZM126 248V247H125ZM141 248H144V250L143 251H141ZM202 248V247H201ZM123 249H124V247H123ZM177 249V248H176ZM101 250V249H100ZM165 251L166 250V247L165 248H163L162 249V251ZM232 250H234V249H232ZM236 250V249H235ZM85 251V250H84ZM114 251H115V249H114ZM113 251V252H114ZM118 251H119V249H118ZM123 251V250H122ZM163 251V252H164ZM27 252V251H26ZM104 252L107 254V257L109 258V257H111V254H114L113 252L112 253H110V251H107V250H105V248H104ZM28 253H30V252H28ZM27 253V254H28ZM121 253H123V252H121ZM25 254V253H24ZM21 255L19 258H18V261L16 262V264H24L25 262H23V260L26 258V257H28L27 256V254H25V255ZM43 254V253H42ZM104 254V253H103ZM233 254V253H232ZM262 254V253H261ZM264 254V253H263ZM91 255V254H90ZM115 255V254H114ZM121 255H123V254H121ZM120 255V256H121ZM129 255V254H128ZM40 256V255H39ZM55 257H57V254L55 255ZM55 257L54 258H52V259H49L48 261H50L49 263H51V262H53L52 260L54 259V261H55ZM130 257V256H129ZM250 257V256H249ZM37 258H39V257H37ZM40 258H43V257H40ZM149 258V257H148ZM161 258H165V257H161ZM46 259V258H45ZM44 259V260H45ZM97 259V258H96ZM99 259V258H98ZM110 259V258H109ZM114 259V258H113ZM126 259V258H125ZM152 259V258H151ZM37 260V259H36ZM40 260V259H39ZM47 260V259H46ZM108 260V259H107ZM9 261V260H8ZM41 261H42V259H41ZM47 261V262H48ZM130 261V260H129ZM240 261V260H239ZM245 261H246V259H245ZM33 262V261H32ZM135 262V261H134ZM138 262V261H137ZM141 262V261H140ZM169 262V264H179V263H177V262H174V261H168ZM35 263V262H34ZM44 263V262H43ZM133 263V262H132ZM131 263V264H132ZM8 264H12V263H8ZM40 264V263H39ZM80 264V263H79ZM147 264V263H146ZM150 264V263H149ZM159 264H162V262L161 263H159ZM241 264V263H240ZM247 264V263H246Z\"/></svg>",
  "mask_w": 264,
  "mask_h": 264
}]
</instances>
